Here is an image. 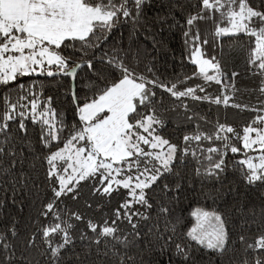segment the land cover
<instances>
[{"label":"snow or ice","instance_id":"6c2138e0","mask_svg":"<svg viewBox=\"0 0 264 264\" xmlns=\"http://www.w3.org/2000/svg\"><path fill=\"white\" fill-rule=\"evenodd\" d=\"M165 27L190 74L139 43ZM241 185L264 186V0H0V264H264V203L212 206Z\"/></svg>","mask_w":264,"mask_h":264},{"label":"trees","instance_id":"16d2710c","mask_svg":"<svg viewBox=\"0 0 264 264\" xmlns=\"http://www.w3.org/2000/svg\"><path fill=\"white\" fill-rule=\"evenodd\" d=\"M120 33H123V41L125 44L128 43V30L126 28L120 29V32L117 33V38H119ZM158 40H163L165 47L161 50L153 49L152 45L144 39V36L139 37V43L146 47L149 53V59L155 58L156 67L159 72L163 73L167 78H174L176 76H183L185 74H190L193 70V66L189 64L186 60H182V57L186 56L187 53L184 50V46L181 40V34L179 29H173L171 32L168 31L167 27H165L164 31L159 33L157 36ZM246 38L241 37L240 40H233L230 38L223 39V55L226 71L231 72L232 70L242 71L243 67V58L240 49V45L244 42ZM220 50L217 49L216 52ZM213 54H216L215 52ZM84 78V73H81V79ZM37 80H44L46 83L48 82L45 77H37ZM199 81H194L193 83H198ZM65 83L67 81L65 80ZM247 83V82H245ZM252 86V85H249ZM210 92L217 93L218 86L213 85L210 89ZM51 94L50 91H46L45 93ZM255 95L245 94L242 97V103H250L251 99L255 98ZM253 102V100H252ZM201 109L204 111L208 110L207 105H201ZM253 114L249 112H238L232 108H224L218 106H212L210 116L213 119L219 118L221 122H227L232 124L234 127L240 128L242 125L246 124ZM165 134H175L179 135L180 133H176L175 125L173 123H169L167 128L165 129ZM232 157L229 156V160ZM234 179L233 175L229 173L227 180L225 181V185L227 186L229 181ZM262 193H264V186H259L257 188L249 189L245 192V189L241 185L240 187V197H234L231 193L226 194L222 200H218L216 205L219 206L222 210H227L229 212L234 211V207H238L237 204L238 199H242L246 204V207H251L253 205L259 206L261 203H264V197H262ZM201 204L211 205V200L204 201L202 198L200 200ZM196 201L189 200L185 201L181 208L184 209V215L187 216L188 210L195 206ZM13 213H17V209L15 207L11 208ZM30 213V208L27 206V201H25L24 211L22 213H18V218L21 220V226H23L28 222L27 218ZM238 215V214H237ZM145 261H149L152 257L148 253H144ZM139 259V258H138Z\"/></svg>","mask_w":264,"mask_h":264},{"label":"rangeland","instance_id":"374dc122","mask_svg":"<svg viewBox=\"0 0 264 264\" xmlns=\"http://www.w3.org/2000/svg\"><path fill=\"white\" fill-rule=\"evenodd\" d=\"M252 100H253V102H252ZM256 100H257V97L251 99L250 103H251V104H256Z\"/></svg>","mask_w":264,"mask_h":264}]
</instances>
